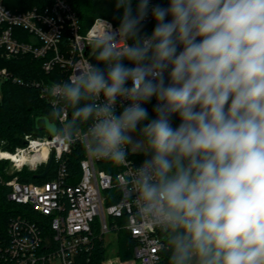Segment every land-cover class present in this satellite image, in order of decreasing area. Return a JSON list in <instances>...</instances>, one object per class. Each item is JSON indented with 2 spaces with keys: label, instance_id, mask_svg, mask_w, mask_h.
Returning <instances> with one entry per match:
<instances>
[{
  "label": "clouds",
  "instance_id": "clouds-1",
  "mask_svg": "<svg viewBox=\"0 0 264 264\" xmlns=\"http://www.w3.org/2000/svg\"><path fill=\"white\" fill-rule=\"evenodd\" d=\"M132 4L116 0L118 28L99 18L97 63L52 84L45 131L114 165L144 154L117 180L137 222L164 234L168 264H264V0Z\"/></svg>",
  "mask_w": 264,
  "mask_h": 264
},
{
  "label": "built area",
  "instance_id": "built-area-1",
  "mask_svg": "<svg viewBox=\"0 0 264 264\" xmlns=\"http://www.w3.org/2000/svg\"><path fill=\"white\" fill-rule=\"evenodd\" d=\"M154 6L156 0H150V8ZM121 16L118 13L115 19L98 16L83 33L79 16L68 0H51V5L45 8L28 11H12L0 0V60L32 56L41 61V69L46 74L59 67L62 75L59 82H63L78 64L88 59L93 63V50L89 45L93 35L103 28L100 19L108 21L115 29ZM152 19L149 11L146 20ZM5 81L38 88L51 105L50 88L54 83L26 82L7 67H0V82ZM128 86H131L130 81ZM123 103L127 106L128 102ZM120 104L118 100V113L123 110ZM77 143L84 145L83 140H78L71 146H61L50 136L27 135L25 146L5 156L8 151L2 149L0 142V160L11 161L15 172L25 168L36 171L46 166L51 156L58 166L55 178L50 181L22 183L14 177L5 182L10 188L8 199L28 207L30 217L13 218L5 232L0 230V264H77L79 256L94 247L95 240H102L108 246L106 235L113 233L117 239L122 230L128 231L132 239L131 258L123 261L114 254L101 264H162L166 249L164 234L137 222L133 199L117 180L131 174V169L142 163L133 154L129 155L132 163L128 167L97 160L88 155L84 145L80 176L73 183L74 177L68 171L64 156L69 155ZM46 227L49 235L43 231Z\"/></svg>",
  "mask_w": 264,
  "mask_h": 264
},
{
  "label": "trees",
  "instance_id": "trees-1",
  "mask_svg": "<svg viewBox=\"0 0 264 264\" xmlns=\"http://www.w3.org/2000/svg\"><path fill=\"white\" fill-rule=\"evenodd\" d=\"M74 10L77 12L82 32L85 33L101 11L99 3L96 0H68ZM5 4L12 11H28L35 7L45 8L51 5V0H4ZM169 0H156V5L167 7ZM133 9L136 8V0H133ZM167 19H171L168 17ZM155 28V21L142 22L141 34H151ZM131 43V41H130ZM93 64H96L92 58ZM131 67L130 63L126 64ZM104 67L103 64L99 65ZM0 67H7L13 71L14 75L25 79L26 82L31 80L45 81L48 84L59 82L62 78L61 70L57 67L51 74H46L41 69V61L32 56H23L11 61L0 60ZM167 77V73H165ZM167 82V80H166ZM3 95L0 101V142L4 151H14L17 148L25 146V136H39L45 131L42 117L46 115L51 105L46 98L40 94V90L32 85H19L12 81L2 82ZM157 103L155 97L148 103L143 104L148 111L149 120L155 118L153 111L154 105ZM70 112V110H69ZM145 121L144 123H147ZM180 123L178 116L172 117L173 126ZM88 125L82 126L86 130ZM142 126V125H141ZM138 135V131H137ZM138 162H143L146 158L143 153L133 154ZM85 157V147L81 143L73 146L72 152L64 156L69 173L74 177L71 182H77L80 176V162ZM8 160H0V230L5 232L9 225V221L18 216H29L30 209L24 205L16 204L8 199L10 188L5 182L17 177L22 183H43L55 178L57 171V163L52 162L48 175L44 179H38L35 176L42 174L46 166H41L36 171L23 169L12 175L4 171V165ZM46 235H49L48 228H43ZM133 253V243L129 232L122 230L117 234L115 255H119L123 261L131 258ZM113 254V255H114ZM170 253L165 249L163 251L162 264H168ZM111 256L109 247L102 240H95L94 247L87 253L79 256L77 264H101L107 257Z\"/></svg>",
  "mask_w": 264,
  "mask_h": 264
},
{
  "label": "rangeland",
  "instance_id": "rangeland-1",
  "mask_svg": "<svg viewBox=\"0 0 264 264\" xmlns=\"http://www.w3.org/2000/svg\"><path fill=\"white\" fill-rule=\"evenodd\" d=\"M96 1L99 3L100 9H101V11L99 12V16H105V17L115 19L116 13H118V14L123 13V9H119V10L116 9V7H115L116 0H96ZM124 63L128 64L130 62L125 60ZM2 95H3L2 82H0V101L3 98ZM32 136L41 137V138L49 137V135L47 134L46 131H43L39 136H35V135H32ZM132 136H133L134 141L139 138L137 133H133ZM1 145H2V143H1ZM15 151H16V149L14 151H11V153L15 152ZM11 164H12L11 161H7L6 165H4L5 166L4 171L9 175L16 173ZM105 239H106V243L109 247V251L111 252V255H113L115 250H116V236L113 233H109L106 235ZM55 264H58V263H55Z\"/></svg>",
  "mask_w": 264,
  "mask_h": 264
},
{
  "label": "water",
  "instance_id": "water-1",
  "mask_svg": "<svg viewBox=\"0 0 264 264\" xmlns=\"http://www.w3.org/2000/svg\"><path fill=\"white\" fill-rule=\"evenodd\" d=\"M52 162H53V156H51L48 164L46 165L45 171L42 174H37L35 177L38 179H44L49 173Z\"/></svg>",
  "mask_w": 264,
  "mask_h": 264
},
{
  "label": "bare ground",
  "instance_id": "bare-ground-1",
  "mask_svg": "<svg viewBox=\"0 0 264 264\" xmlns=\"http://www.w3.org/2000/svg\"><path fill=\"white\" fill-rule=\"evenodd\" d=\"M46 148H44V153H46ZM10 155H12L10 152H8V154H6L5 156H10Z\"/></svg>",
  "mask_w": 264,
  "mask_h": 264
}]
</instances>
